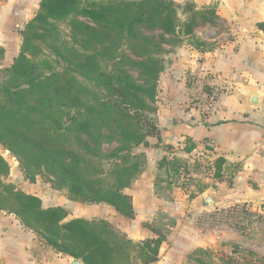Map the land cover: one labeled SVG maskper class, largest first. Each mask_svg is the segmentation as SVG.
<instances>
[{
    "label": "trees",
    "instance_id": "obj_1",
    "mask_svg": "<svg viewBox=\"0 0 264 264\" xmlns=\"http://www.w3.org/2000/svg\"><path fill=\"white\" fill-rule=\"evenodd\" d=\"M179 10L173 0H40L37 13L22 33L20 52L14 64L11 68L0 69L2 144L15 147L18 138L12 142L9 134L8 124L12 122L45 124L43 130L56 137L61 142L59 146L46 149L39 140L23 136L29 146L34 144L42 152L43 160L52 164V171L66 182L70 200L82 204L104 203L121 216L132 219L133 199L125 190L140 178L147 165L146 158L135 155L134 151L146 146L150 137L160 138L151 117L156 108L150 103L156 101L158 81L165 68L155 53L162 52L167 44L179 46L183 37L192 39L197 49L204 47L205 43L195 37L196 30L219 25L220 18L214 6L199 9L187 3L182 11L188 16L186 21L180 18ZM64 21L70 22L74 36L84 37L82 47L92 52L86 53L84 59H78L73 51L64 52L57 44L58 23ZM142 28L159 32L157 40L145 38L143 45L136 47L140 50L137 55L146 56L134 63L143 72V85L122 71L104 69V60L120 58L115 51L122 41L142 40L139 36ZM51 39L52 42H48ZM36 42L50 44L67 66L62 62L60 71L46 72L45 66H51V62L37 57L36 50L32 51ZM5 54V48L0 45V63ZM124 62L132 63L123 57L117 64ZM79 78L93 87L83 84ZM115 140L120 141L121 148L117 152L104 153V143ZM190 144L184 152L196 149L192 140ZM66 146L76 147V150H68ZM78 149L86 156L79 154ZM48 151L51 155H46ZM34 156L39 162L42 159ZM63 157H71V165L56 168L57 159ZM111 158H117L119 163L105 177L93 178L79 169L87 163L91 174L96 175L102 161ZM181 163L179 159L164 158L158 163V170L165 171L168 176L176 174ZM225 164L224 158L217 159L215 178L222 177ZM9 171V165L0 156V211L1 207L9 205L7 213L15 215L57 252L84 264H156L159 261L160 249L167 239L162 227L151 228L156 238L135 243L107 220L66 221L68 213L64 208H45L39 197L14 191L6 185L3 179ZM203 254L208 255V251L194 252L197 259ZM189 258L190 262H197Z\"/></svg>",
    "mask_w": 264,
    "mask_h": 264
},
{
    "label": "crops",
    "instance_id": "obj_2",
    "mask_svg": "<svg viewBox=\"0 0 264 264\" xmlns=\"http://www.w3.org/2000/svg\"><path fill=\"white\" fill-rule=\"evenodd\" d=\"M191 1L199 4L198 0ZM39 4L40 0H0V41L7 44L4 45L6 55L12 47L14 53L19 54L24 26L34 18ZM212 5L220 18L218 23L224 24L225 31L220 33L212 26L197 29L195 37L208 43L207 47L176 49L175 64L166 68L162 78L167 85L165 95L168 100V87L173 82L185 83L191 71L199 81L206 80L209 87H222L224 91L205 111L196 109L188 114L181 110L167 111L165 122L160 125V137L168 146H176V140H192L196 149L188 154L182 152L181 157L187 158L203 151L200 154L207 152L214 159L226 160L222 177L213 178L215 184L206 187L187 206L194 211L193 215L203 211L209 215L224 211L254 218L256 237L261 244L258 247L264 253V0H210L209 5L201 8ZM209 28L212 35L206 34ZM186 99V92H180L171 101ZM159 154L166 153L161 150L156 152ZM157 171V158H149L146 170L125 190L133 199L132 219L121 216L107 204L96 205L114 210L119 219H123L117 229L135 243L156 238L151 228L158 213L177 215L176 233L172 237L167 236L156 264H184L192 252L216 247L219 243L217 233L212 229L200 230L195 216L190 223L179 217L184 215L185 206L180 208L177 201H169L162 193H156ZM45 201L48 203L45 208L62 207L69 211V206L57 203L56 199ZM68 215L66 221L83 219L73 217L71 213ZM241 226L247 231L245 236H241L243 240L232 237L231 242L242 244L241 247L250 246L253 235L249 233L253 227L247 223H241ZM75 262L84 264L49 247L15 215L0 212V264Z\"/></svg>",
    "mask_w": 264,
    "mask_h": 264
},
{
    "label": "rangeland",
    "instance_id": "obj_3",
    "mask_svg": "<svg viewBox=\"0 0 264 264\" xmlns=\"http://www.w3.org/2000/svg\"><path fill=\"white\" fill-rule=\"evenodd\" d=\"M173 1L180 7V18L183 21H186L188 16H184L182 14L183 8H185V5L187 3L194 2H192L191 0ZM209 2L210 0H198L199 4H194L197 8H201L202 6L209 5ZM225 29L226 28L222 23L215 27V30H218L220 33H223ZM24 30H26V25L24 26ZM58 30L59 40L57 41V44L64 52L65 50L73 51L75 52V56L78 57V59H84L85 55H87L86 53H92L91 51H87L82 47V40H84V37H76L72 34L70 22H59ZM210 31L211 28L206 31V34L212 35L213 33ZM158 34L159 32L156 31H149L145 28L140 29L139 36L142 40L137 42H128L126 40L122 41L118 45V49L115 51V53L120 56V58L113 61L104 60V69H106L107 72L114 71L116 73H119L122 71L126 75L132 77L137 83L143 85L145 83L143 72L134 63L144 60L146 56L144 57L137 55L138 53H140V50L136 49V47L142 46L143 40L145 38H154L155 40H157ZM48 42H52V39ZM33 44L35 48H33L32 51H37V57H44L49 62H51V66H45L47 69L46 72H49V70L53 69L60 71L62 69L63 63L67 66V64L61 60L60 56L58 55L59 53L54 48H52L50 44L45 42H36ZM193 44L195 43L192 39L183 37L179 46L173 47L171 44L164 45L163 51H165H157L155 55L163 61L164 68L166 70L167 67L169 68L170 66L175 64L173 58L176 55V49L184 47L191 48L194 47ZM207 44L208 43H205L204 48L207 47ZM0 45L4 47V45L7 44H2V42L0 41ZM13 46H15V44H13ZM99 48L100 46L97 50H99ZM8 52L9 54H5L4 59L0 63L1 70L11 68V66L14 64V60L19 55L14 53V47L10 48ZM123 57L125 58V60H131L132 63L124 62L122 64H117L119 60H122ZM177 70L181 72L180 69ZM164 72L161 74L158 81L156 101L155 103H150L151 106L156 108V112L151 115V117L155 121L159 132L161 123L163 124L165 122L164 118L166 119L167 111L181 110L186 114L193 113V110L196 109L205 111L207 107L210 106V104L213 103V101H215L224 91L222 87H209L206 80L200 79L201 81H199V79H196V76L193 75L191 71L187 75L189 77L184 81L185 83L176 84L177 82H173V85L171 87H168L170 89V99L168 100L165 95L167 85L163 82L164 79L162 78ZM1 78L2 76H0V79ZM79 81L85 85L90 86V88L93 87L92 84L88 83V81L82 78H79ZM184 87H186V90H184ZM180 92H186V101H171V98H177V95ZM8 125H10L9 134L11 136L12 142L15 137H17L18 140L15 142V147H13V149L2 144V142L0 141V156L7 162L10 168L8 176L3 179L6 185L12 187L14 191L23 192L28 195L39 197L42 200L43 206L45 207H47L46 205L48 204L45 200L56 199L57 203L69 206V211L68 209L65 210L68 214L71 213L73 217L75 216L87 220H107L116 229L119 227V225H122L123 219H119L120 217L117 216L114 210L108 209L109 207H97L96 204L91 203L80 205L79 202L70 200L67 184L65 181L61 180L63 178H61L60 175H57L56 173H54V171H52L54 170L53 165L43 160L41 156L42 152L37 150V148L34 147V144L29 146L28 143L25 142L24 136L25 138H35L36 140H39L46 149L51 150L59 146L61 142H59L56 137H51L48 132L43 130L45 124L37 126L33 123H23L20 121L12 122ZM82 137L85 140H88L86 136ZM173 137L177 138L178 136L174 135ZM176 141V146H168L163 144V140L161 139V137H150L148 139L147 145L135 149L134 154L145 157L147 163L149 158H157L158 163L164 158H167L170 161H172L173 159L181 160L182 163L180 165V170L176 174L172 173L168 176L166 175L165 171H157V179L155 181V184L158 185V188H155L157 190L156 193L158 195L162 193L164 195V198L169 201H177L178 204H180V208L184 205V215H179V217L182 216L186 223L192 222V216H195L197 218L196 223L200 230L207 231L208 229H212L217 233L219 243H217L216 247L198 249L208 251V255H200V257H198L199 259H197V257L194 256V251L189 257L197 260V262H190V258H188L184 264H210V262H212L213 264H264V253L262 249H260L261 247H258L261 244L258 241L259 237H256L257 225L254 218L244 216L241 213L228 214V212L224 211L216 212L212 215L203 213V211L196 213V215H193L194 211L189 206H187V204L191 205L192 201L196 200L199 197L200 193H202V191L206 187L213 186V184H215L212 180L213 178H215L214 167L216 165L217 159H214L212 154H207V152L200 154L203 151H199L187 158L181 157V154L182 152H184L186 146L191 145V140L182 139ZM65 148L68 150L74 148V150H76V147L66 146ZM119 148H121V143L119 140H115L113 143H104V145L102 146V151L109 154L117 152ZM80 150L78 151L79 154L86 156V153ZM161 150H163L166 154L156 155V152H160ZM34 155H38L40 158H42L40 159V162ZM46 155H51V151L46 152ZM28 156H33V158L30 159L28 158ZM57 161L58 162H56L55 165L56 168H67L71 165L72 159L71 157H63L57 159ZM117 163H119V160L117 158L103 160V165L96 175L91 174V169L89 168L87 163L82 164L79 169L83 171V174L93 178L105 177ZM70 170L73 172V169ZM160 179L163 180L165 184H161L162 182H160ZM209 179H211V181H209ZM106 183H108V181H106ZM1 208L2 210L0 212H6L7 209H10L9 205ZM100 216H105L107 219H101ZM176 218L177 215L173 216L171 214L166 215L158 213L154 222L152 223V226L162 227L166 237H172L175 235L176 228L178 227V220ZM241 223H247L248 226H250L251 228L253 227V229H251L252 231L250 230L249 233V235H253L251 237L252 243L250 244V246L241 247L243 246L242 244H233L231 242L232 237L236 240H243L241 236L246 235L245 233L247 231H245V227L241 226ZM226 240L228 242H226Z\"/></svg>",
    "mask_w": 264,
    "mask_h": 264
},
{
    "label": "water",
    "instance_id": "obj_4",
    "mask_svg": "<svg viewBox=\"0 0 264 264\" xmlns=\"http://www.w3.org/2000/svg\"><path fill=\"white\" fill-rule=\"evenodd\" d=\"M207 199H209V198H207ZM208 202H209V204H212V202L210 201V199H209V201H208ZM75 264H78V263H76V262H75Z\"/></svg>",
    "mask_w": 264,
    "mask_h": 264
}]
</instances>
